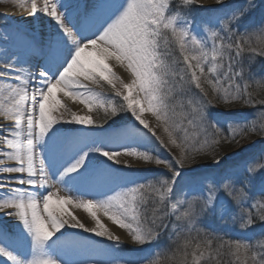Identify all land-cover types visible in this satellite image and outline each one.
Instances as JSON below:
<instances>
[{"label": "snow or ice", "instance_id": "6c2138e0", "mask_svg": "<svg viewBox=\"0 0 264 264\" xmlns=\"http://www.w3.org/2000/svg\"><path fill=\"white\" fill-rule=\"evenodd\" d=\"M215 2L222 14L197 21L199 0H29L43 27L0 29V118L9 122L0 126V264H264V156L183 179L194 153L220 165L217 145L264 136V99L252 97L242 64L245 54L264 58V11L253 19L264 5ZM210 96L225 108L262 106L258 126L210 120ZM100 109L98 123L90 114ZM173 147L181 155H159ZM121 157L167 171L136 178ZM98 214L146 254L117 258L121 236ZM215 222L259 231L225 239Z\"/></svg>", "mask_w": 264, "mask_h": 264}, {"label": "rangeland", "instance_id": "374dc122", "mask_svg": "<svg viewBox=\"0 0 264 264\" xmlns=\"http://www.w3.org/2000/svg\"><path fill=\"white\" fill-rule=\"evenodd\" d=\"M68 2L74 3L75 0H68ZM209 2H210V5L205 6L202 4V0H199V3L205 7V8H202L204 10H207V9L220 10V6L216 5L215 0H209ZM262 2H264V0H261V1L259 0L260 5H264V4H261ZM21 3H22V0H0V7L18 8L19 6H21ZM262 8H263L262 11H264V7H262ZM225 10H226V8H225ZM200 13L201 12H198L195 8V10L193 12H191V15L195 20L199 21V20L208 19L209 17L218 16V15L222 14L221 10L219 13H217L213 16H207L203 12L201 14ZM8 26H10L13 29L16 28V26L11 21H9L5 16L0 14V29H3V28L8 27ZM42 27L43 26L38 24V28H42ZM44 30L46 31L47 29L45 28ZM89 87L93 88L97 92H103L104 95H106V96L112 94L110 87L107 85H105L104 88H100L99 86L89 84ZM58 98H61L62 103L64 105H66L67 108L71 109V111L77 112L73 108L72 104L68 101L67 97H62V94H58ZM82 108H83V106H82ZM63 110H64L63 108L60 109V111H63ZM83 110H84L83 114H85L86 110L84 108H83ZM216 110H217V112H220L223 115H227L230 118L232 116H234V114H233L234 112L241 111V110H236V109H235L236 111L234 109H225L221 106H219ZM98 112H99L100 116L105 115V112L103 109L93 110V112L90 115L92 116V118L94 120H96V113H98ZM146 113L150 115L151 122L153 123V126L156 127L155 118L152 117L150 113H148V112H146ZM126 115H128V114L120 113L119 116L113 117L112 119L116 118L117 120H122L123 117H125ZM218 118L220 121L226 120L222 116H219ZM109 123H112V120H110ZM66 127H75V126H66ZM157 132H158V135H160L162 137V139H165V141L167 142V136L163 132L162 126L157 127ZM259 140L260 139L253 136V132H249V133H246L244 137H242L238 140L235 148L230 147L232 145L231 144L229 145V143H228L227 146L225 145L224 147L216 149L215 155L217 156V158H220L221 156H225L226 160H227L225 163L220 164V165H215V163H212V164L206 166V165H203L204 160L201 159V157H197V158L190 157L189 160L191 162L185 163V164H190V166L187 169H185L183 179L185 181H189L192 179H197L203 175H208L210 173H213L215 170L224 169V168L225 169L233 168L239 164H243L244 162H246L248 160L250 155L253 154L255 152V150L258 148L259 143H260ZM228 147H230L231 150L226 153L225 151H226V149H229ZM159 155L163 158L170 159V158L177 157V156L181 155V150L176 149L174 147L171 148L170 151L161 149V151L159 152ZM121 158L126 159L128 161L129 165L134 170V174H135L136 178H142L144 176H151L152 173H150L146 169H152L151 170L152 172L167 171L166 169L163 168V166H156L155 164H149V163H146L144 161L137 160L135 158H130V157H121ZM207 158L212 160L211 155ZM197 165H200V166H197ZM136 170H139V171H136ZM61 195H64V194L61 193ZM79 209L82 212L81 217H82L83 223H85V225L88 227H92V225L94 224V221H92L90 215L88 213H86L82 208H79ZM218 223H220V225L223 228H228V230L230 229L235 234H238L240 236L245 235L246 238H250L251 234H254V233L259 231V227L255 226L254 229L249 230L248 234H242L240 232L238 226L234 227L231 224L225 226L223 224V222H218ZM116 227L118 228V226H116ZM121 231L123 232V230H121ZM124 234L126 235V233H124ZM97 239H99V238H97ZM139 247L140 246H138V245L131 244L129 242V240L127 239V241L126 240L122 241L120 248L117 250L116 256H117V258H120V259H131V260L138 259L141 255L146 254V253H142L140 250H134V249H137ZM144 247L149 248L152 246L146 245Z\"/></svg>", "mask_w": 264, "mask_h": 264}, {"label": "trees", "instance_id": "16d2710c", "mask_svg": "<svg viewBox=\"0 0 264 264\" xmlns=\"http://www.w3.org/2000/svg\"><path fill=\"white\" fill-rule=\"evenodd\" d=\"M261 4H264V2H262ZM195 8L198 12H201V13L203 12L202 9L197 8L195 6L191 9V12H193L195 10ZM262 10H263V8H258L253 19H258ZM206 12L209 15L214 14V11L209 10ZM240 31H243V28H241ZM252 39H253V43L255 44L259 40V35L253 34ZM242 64H243V67L245 69V75H246L247 82L249 85V92L251 93L252 97L254 99H257V100L264 99V58L256 57L255 60L249 61L247 59V54H245V56L242 58ZM209 99H211L213 101L212 107L209 109V119L213 120L214 122H218L217 121L218 119H216L217 118V112L215 109L217 106H221L223 108H225V107L222 104H217L215 99H214V96H210ZM261 107L262 106H260V105H256L255 107L236 105L235 109H240L241 112H235L234 116H232L231 118H228L226 120H227V122L228 121H235V122H240V124L248 123L249 125H251L252 123H256L258 126V124H259V111H260ZM225 109H231V108H225ZM104 117H105V115L100 116L99 112H98V113H96V120L95 121L99 123V122L104 120ZM110 120H112V119H109V121ZM109 121H108V123H109ZM218 123L222 127H225V128L227 127V125L225 124L226 122H220L219 121ZM107 126L108 125L105 124V127H107ZM253 136L260 139V141L262 143H261V146L259 147V149L257 151H255L248 158L247 161L264 156V136L258 135L255 132H253ZM227 144H228L227 141L222 142V144L216 146L215 151H216V149L224 147L225 145L227 146ZM231 145L232 146H230V147L235 148L237 143L231 144ZM230 147H228L229 149H226V151H225L226 153L231 150ZM209 156L210 155H205L203 153H194L190 157H193V158L194 157L195 158L201 157V159L204 160L203 165L208 166V165L214 163V161L207 158ZM220 158L223 159L220 164L226 162L225 156H221ZM189 166H190V164H185L184 168L187 169ZM197 166H200V165H197ZM256 227H259V226H256ZM212 228L215 229V231L213 232V235L224 237L225 239H227L229 236H231V237L240 236L238 234L233 233L232 231L226 232V230H228V228H223L220 225V223H218V222L213 223ZM169 244H171V241H169L168 236L166 234L159 241V245L162 248H166Z\"/></svg>", "mask_w": 264, "mask_h": 264}, {"label": "bare ground", "instance_id": "6f19581e", "mask_svg": "<svg viewBox=\"0 0 264 264\" xmlns=\"http://www.w3.org/2000/svg\"><path fill=\"white\" fill-rule=\"evenodd\" d=\"M202 4L205 6L210 5L209 0H202ZM21 5H24V7L19 6L18 8H11V7H0V13L5 16L9 21H11L16 28H27L29 26V23H34L38 27V22L34 21L33 18H31L29 11L27 10L28 7H30L29 0H22ZM114 71L121 76V78L126 79L128 76V73L126 72L125 69L120 68L119 66L114 68ZM68 101L72 104L73 108L79 113L83 114L84 110L82 108V105L79 104L78 101H74L71 98H68ZM145 118L149 120L150 124L153 125L151 122V117L149 114L145 113ZM9 122L3 121L2 118H0V126H3L4 124H7ZM123 159V158H121ZM127 161L126 159H123ZM128 162V161H127ZM11 163V162H10ZM67 210L71 212L73 215H75L78 219L81 220L83 223L81 214L82 212L80 211L79 208L73 206V205H65ZM101 216L102 222L105 223L107 227L110 228L115 234L121 236L122 241H127V236L120 230L118 229L115 225H113L110 221L107 220L106 217H103L102 214H98ZM7 219V218H5ZM94 224L92 225V227Z\"/></svg>", "mask_w": 264, "mask_h": 264}]
</instances>
